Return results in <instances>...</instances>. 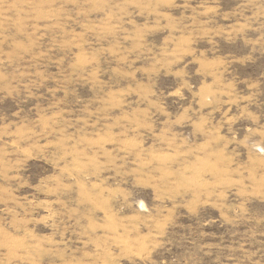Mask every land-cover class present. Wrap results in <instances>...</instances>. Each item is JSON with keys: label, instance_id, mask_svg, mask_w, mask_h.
Returning <instances> with one entry per match:
<instances>
[{"label": "rangeland", "instance_id": "obj_1", "mask_svg": "<svg viewBox=\"0 0 264 264\" xmlns=\"http://www.w3.org/2000/svg\"><path fill=\"white\" fill-rule=\"evenodd\" d=\"M0 264H264V0H0Z\"/></svg>", "mask_w": 264, "mask_h": 264}]
</instances>
